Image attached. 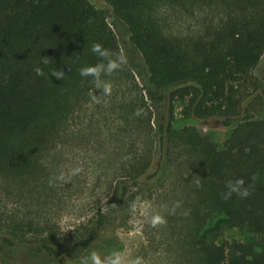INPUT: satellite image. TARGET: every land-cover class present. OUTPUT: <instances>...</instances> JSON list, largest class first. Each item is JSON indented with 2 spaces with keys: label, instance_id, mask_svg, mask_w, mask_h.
<instances>
[{
  "label": "trees",
  "instance_id": "1",
  "mask_svg": "<svg viewBox=\"0 0 264 264\" xmlns=\"http://www.w3.org/2000/svg\"><path fill=\"white\" fill-rule=\"evenodd\" d=\"M103 1L111 23L89 0H0V264L116 259V231L136 212L149 264H264V117L251 112L264 105V0ZM176 101L203 127L231 131L224 147L177 127ZM68 148L83 156L75 174L59 160ZM237 180L249 195L225 199ZM75 209L78 224L64 230ZM217 214L226 220L204 233ZM225 229L260 241L221 244Z\"/></svg>",
  "mask_w": 264,
  "mask_h": 264
},
{
  "label": "rangeland",
  "instance_id": "2",
  "mask_svg": "<svg viewBox=\"0 0 264 264\" xmlns=\"http://www.w3.org/2000/svg\"><path fill=\"white\" fill-rule=\"evenodd\" d=\"M97 9L104 11L108 17V21L112 22V14L107 5L104 3L103 0H89ZM114 32L117 35V38L121 44L123 50V56L130 67L134 69L137 75L141 76L145 74L144 63L136 51V49L131 45L130 39L127 33L124 31L123 28L113 25L112 26ZM256 75L260 78L264 85V60L259 66L256 71ZM175 110H176V126L183 127L185 125H194L199 129V132L203 139L207 142H212L216 144L220 149L224 147L225 142L230 136L231 131H223V130H213L206 127H203L202 124L194 119H191L187 115L186 104L176 101L174 103ZM251 112L256 118L264 117V105L260 102H257L252 106ZM93 152L96 154H102L103 157H109L110 153L105 151L102 146H98L93 149ZM59 153L57 152L56 156L59 157ZM78 153V152H77ZM73 153L71 149L63 150V154L59 157V160L64 162L66 168H76L80 169L84 166L83 156L81 154ZM112 167V165H111ZM110 175H112V168L110 169ZM84 196L81 197L83 199ZM139 212V206L135 207ZM134 209V210H135ZM79 212L75 209L72 212H66L62 215L60 219V224L64 230H67L71 227H74L78 224ZM141 216L139 214L134 213L130 222L128 223V228L119 227L116 231V236L124 244L123 250L118 254V261L117 264H149L145 262L141 258L140 250L141 247L145 244L144 236L141 232L140 227V219ZM226 220L225 214H217L215 215L207 224L204 229V233L216 230L219 226ZM234 241L244 242V243H258L260 238L252 235L246 230H223V233L220 237L221 244H231ZM101 261H105L106 258L104 256H98ZM25 260L23 257L21 258V263L18 264H30L28 262L23 261ZM151 264V262H150Z\"/></svg>",
  "mask_w": 264,
  "mask_h": 264
},
{
  "label": "clouds",
  "instance_id": "3",
  "mask_svg": "<svg viewBox=\"0 0 264 264\" xmlns=\"http://www.w3.org/2000/svg\"><path fill=\"white\" fill-rule=\"evenodd\" d=\"M92 52L94 53H98L99 55L101 56H104L106 55V50H102L101 49V46L99 44H93L92 45ZM45 64L47 63V60L45 59L43 61ZM99 66L97 67H87V68H84L81 70V75H90V74H94L96 73L97 69H98ZM118 67L117 63L116 62H110L109 65H108V70L111 71L113 70L114 68ZM35 73L36 75H43V72L42 70L37 67L35 69ZM52 75H55L58 79L62 78L63 74L60 73V72H57V71H53L52 72ZM105 91H110V86H106L105 87ZM137 115H139V113H137ZM79 169H74L72 174H75L76 172H78ZM54 179L56 180H64V176L63 174H61L60 176L58 177H55ZM52 183L53 181L52 180H49V186H52ZM243 185V181L242 180H237L235 181V183L229 181L228 182V187L230 188V191L227 192L225 195H224V198L227 199L228 197H230L232 195V193H237V194H242L243 196L247 197L249 195L248 191L246 189H244L242 192H241V186ZM197 186L199 187V182L197 181ZM162 222L161 218L159 216H155L153 217L152 219V224L155 225L157 223H160ZM118 257L116 259H106L105 261H101L100 258L97 256L96 253H92L90 255V257L84 262V264H117V261H118Z\"/></svg>",
  "mask_w": 264,
  "mask_h": 264
},
{
  "label": "water",
  "instance_id": "4",
  "mask_svg": "<svg viewBox=\"0 0 264 264\" xmlns=\"http://www.w3.org/2000/svg\"><path fill=\"white\" fill-rule=\"evenodd\" d=\"M251 101V100H250ZM249 101V102H250ZM249 102H247V103H245L244 104V106H243V109H245L246 107H247V105L249 104ZM170 105V100H169V102H168V106ZM243 116H244V113H243ZM145 182V181H144ZM132 184H127L126 186H124V189L127 187V186H131ZM120 222H121V220L113 227V228H118L119 227V225H120ZM113 228H111V229H113Z\"/></svg>",
  "mask_w": 264,
  "mask_h": 264
}]
</instances>
